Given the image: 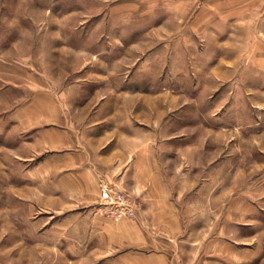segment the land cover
Returning <instances> with one entry per match:
<instances>
[{"label": "rangeland", "instance_id": "1", "mask_svg": "<svg viewBox=\"0 0 264 264\" xmlns=\"http://www.w3.org/2000/svg\"><path fill=\"white\" fill-rule=\"evenodd\" d=\"M8 144L14 190L37 188L26 176L66 155V213L83 222L100 183L130 196L135 218L100 213L150 243L123 249L264 264V0H0ZM17 241L13 264L36 261Z\"/></svg>", "mask_w": 264, "mask_h": 264}, {"label": "crops", "instance_id": "2", "mask_svg": "<svg viewBox=\"0 0 264 264\" xmlns=\"http://www.w3.org/2000/svg\"><path fill=\"white\" fill-rule=\"evenodd\" d=\"M13 146L0 145V264H13V251L10 250H13L14 239L22 246L40 250L36 261L27 255L20 256L24 264H152L154 257L158 264L165 263L160 256L123 249L127 245L146 247L150 244L133 222L114 223L101 217L97 208L87 222L82 221L81 212L75 216L67 215L66 206L74 191L66 184L64 154L55 156L59 164L52 173L46 167L45 159L41 174L26 176L27 182H41L37 188L14 190ZM33 146L62 150L67 145ZM18 147L20 150L26 148L25 145ZM4 149L10 156H4ZM21 159L18 157L17 160ZM51 180L56 183L51 185ZM91 182L97 185L95 177ZM79 194L75 200H87ZM97 194L95 190L94 197L89 200H95ZM160 204L165 203L161 200ZM50 250L55 253L50 254Z\"/></svg>", "mask_w": 264, "mask_h": 264}, {"label": "built area", "instance_id": "3", "mask_svg": "<svg viewBox=\"0 0 264 264\" xmlns=\"http://www.w3.org/2000/svg\"><path fill=\"white\" fill-rule=\"evenodd\" d=\"M99 197V213L112 220L135 218L136 203L116 187L100 183Z\"/></svg>", "mask_w": 264, "mask_h": 264}]
</instances>
